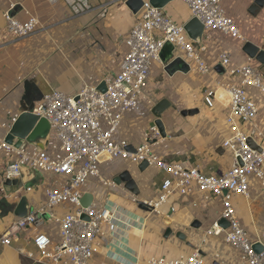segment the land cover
<instances>
[{
    "label": "crops",
    "instance_id": "1",
    "mask_svg": "<svg viewBox=\"0 0 264 264\" xmlns=\"http://www.w3.org/2000/svg\"><path fill=\"white\" fill-rule=\"evenodd\" d=\"M84 1L89 9L76 13L67 0H0V235L17 217L23 196L31 213L46 205L51 189L70 181V176L64 174L32 169L26 184L20 178L17 191L13 192L14 186L5 185L1 168L19 159L5 147L15 120L25 111L34 112L42 97L52 90L75 95L85 86L104 89L121 70L129 51L126 38L140 19L141 10L134 13L124 0ZM160 8L183 26L193 18L188 5L181 0H169ZM223 8L235 20L244 40L205 29L199 42L206 47L203 59L210 67L205 74L194 65L187 71L171 73L166 70L167 64H153L139 108L123 114L117 138L132 147L150 142L161 158L186 167H198L206 173L226 172L232 165V156L224 141L233 133L226 122L228 88L236 85L243 87L259 108V114L243 124L242 129L264 145V93L244 84L240 75L216 70L224 53L230 54L233 68L245 64L257 69L264 67L257 58L264 53V0H224ZM8 11L20 21L35 16L38 29L28 37L18 38L8 31ZM248 45L257 50L255 56L248 52ZM183 53L178 51L179 55ZM209 90L216 92L212 107L204 99ZM221 91L226 94L222 99L217 97ZM163 99L171 103L161 115L165 138L160 134L152 136L151 131L157 119L152 109ZM21 148L61 154L56 129L49 122L38 126ZM140 165L132 160L104 158L101 177L107 184L91 177L84 185V203L110 207L117 218L115 230L108 231L105 226V236L96 239L90 264H151L152 256L175 258L195 248L214 264H247L236 247L225 243L222 236L209 233L223 207L220 197L193 186L175 212L155 215L147 202L158 195L168 174L155 165L149 164L144 170ZM234 203L251 237L264 230V191L257 178L250 179V198L235 195ZM73 210L74 206L60 205L53 213L60 216ZM179 232L185 239L177 236ZM60 233L59 223L46 215L42 224L23 230L10 246L1 248L0 264H32L27 254L37 258L34 239L47 234L59 241ZM37 264L72 263L63 259L59 263Z\"/></svg>",
    "mask_w": 264,
    "mask_h": 264
},
{
    "label": "built area",
    "instance_id": "2",
    "mask_svg": "<svg viewBox=\"0 0 264 264\" xmlns=\"http://www.w3.org/2000/svg\"><path fill=\"white\" fill-rule=\"evenodd\" d=\"M67 1L76 13L89 9L84 0ZM181 1L188 5L193 18H197L205 29L244 40L235 20L225 12L224 0ZM5 18L8 31L18 38L30 36L39 27V20L35 16L20 21L8 11ZM167 43L174 46V57H181L188 66H196L203 74L209 72L210 67L203 59L206 47L193 40L185 27L166 16L160 7L146 1L140 19L126 38L129 51L121 70L104 89L85 86L75 95L55 89L45 94L35 108L34 113L56 129L60 156H54L47 150L18 149L5 142L6 149L14 151L19 159L1 168L2 180L20 178L22 167H27L64 174L70 176V181L51 189L46 205L25 217H16L6 227L0 235V254L1 248L10 246L23 230L42 224L45 216L49 215L60 225V240L54 241L47 234L37 236L33 242L37 258L27 254L33 260L32 264L59 263L63 259H69L72 264H90L96 239L105 236L104 227L113 231L117 225L114 209L96 203L86 206L82 204L83 187L91 177L107 184L101 177V157L105 155L137 163L147 161L168 174L158 195L147 202L149 210L155 215H164L166 211L175 212L177 204L193 186L220 197L223 206L221 218L214 222L209 233L222 236L225 243L236 247L245 263L264 264V230L254 238L251 237L241 223L234 203L235 195L250 198L251 177L258 179L264 191V145L260 144L262 151L251 148L247 142L248 136L242 129L243 124L259 114V108L243 87L232 85L228 88L226 122L232 127L233 133L224 141L225 149L232 156V165L226 172L206 173L198 167H186L180 162L165 160L147 141L135 146V151H132L126 140L116 137L123 114L139 108V100L145 95L151 68L154 63L162 62L161 53ZM179 50L184 52L183 56L178 54ZM220 65L226 73L240 75L244 84L259 88L264 93V67L257 69L245 64L233 68L229 53L221 55ZM215 95L214 90L205 94L204 99L209 107L214 105ZM151 131L152 136L159 134L156 126ZM60 205L74 206V210L57 216L53 209ZM221 219L228 221L227 228L220 223ZM256 244L262 246L260 252L255 251ZM149 263L214 264L202 255L199 248L175 258L152 256Z\"/></svg>",
    "mask_w": 264,
    "mask_h": 264
},
{
    "label": "water",
    "instance_id": "3",
    "mask_svg": "<svg viewBox=\"0 0 264 264\" xmlns=\"http://www.w3.org/2000/svg\"><path fill=\"white\" fill-rule=\"evenodd\" d=\"M169 0H150V3L154 6L157 7H163ZM127 6L134 12V13H138L143 5H144V1L143 0H127L126 1ZM185 30L187 31V33L189 34V36L197 41L200 42L201 37L203 35V32L205 30L204 25L197 19V18H192L185 26ZM252 49V50H249ZM247 50L248 52H250L252 55H256L257 50L254 48H251L250 45L247 46ZM257 58L264 63V53L261 52L257 55ZM161 60L164 64H167L166 66V70L174 73L177 70H181V71H187L188 69V65L187 63L181 58V57H174V46L170 43H167L164 47V49L162 50L161 53ZM216 70L220 73H225V69L222 66H217ZM226 96V94L224 92H219L217 93V97L218 98H224ZM171 106V103L166 100L163 99L160 102H158L152 109V113L156 116V120H155V124L156 127L158 129V132L160 134V136H162L163 138H165L166 132H165V128L163 125V122L161 120V115L163 114L164 111H166L169 107ZM48 124V122L43 119L40 118L39 115H37L34 112H30V111H25L23 113L20 114V116L15 120L14 124L12 125L9 134L7 135L5 142L9 145L14 146L15 148H21L23 141L33 132L36 131V128L38 126H44ZM15 139H17V142H14ZM247 142L249 144V146L253 149H256L258 151H262V147L260 146V144L258 142H256V140L249 136L247 139ZM130 150L135 151V148L130 146L129 147ZM104 158H107V156H102L101 160H103ZM149 165V162L144 161L141 163L140 168L142 170L146 169ZM31 171L32 169H28L26 167H22L21 169V176L20 178L22 179V181L26 184L27 183V178L28 176H31ZM20 178H15L12 180H6L5 181V185L6 186H14V188L12 189L13 192L18 190V186L19 183L21 181ZM6 189H8L6 187ZM225 193H227V191H225ZM82 204L83 205H88L85 204L83 199H82ZM29 214V204L27 201V198L25 196H23L20 201L19 204L17 206V210H16V216L17 217H25L26 215ZM168 221V220H166ZM220 223L227 228L229 226L228 221L226 219H221ZM171 229H168V233H171ZM177 236L179 238L185 239V235H183V233L179 232L177 234ZM255 251L260 252L262 250V246L260 244H256L254 246Z\"/></svg>",
    "mask_w": 264,
    "mask_h": 264
},
{
    "label": "rangeland",
    "instance_id": "4",
    "mask_svg": "<svg viewBox=\"0 0 264 264\" xmlns=\"http://www.w3.org/2000/svg\"><path fill=\"white\" fill-rule=\"evenodd\" d=\"M154 64H155V63H154ZM222 211H223V207H221V208H220V216H219V218H218V219H220V218H221V213H222ZM218 219H217V220H218Z\"/></svg>",
    "mask_w": 264,
    "mask_h": 264
}]
</instances>
